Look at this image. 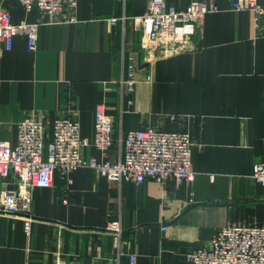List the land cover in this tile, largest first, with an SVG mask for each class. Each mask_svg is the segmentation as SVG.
Instances as JSON below:
<instances>
[{
	"label": "crops",
	"instance_id": "1",
	"mask_svg": "<svg viewBox=\"0 0 264 264\" xmlns=\"http://www.w3.org/2000/svg\"><path fill=\"white\" fill-rule=\"evenodd\" d=\"M191 1L166 0L178 9ZM202 1L221 10L205 15L188 49H156V58L134 19L148 0H78L75 21L40 27L35 51L19 35L0 53V140L15 144L16 124L30 113L49 136L57 116L76 117L92 140L104 101L115 124L112 160L130 130L179 128L193 134L196 172L191 183L138 185L84 167L71 173V186L56 173L52 187L33 190L31 234L22 219L0 212V264H130V253L139 264H187L185 253L206 246L219 227L264 225V186L251 176L253 164L264 163V32L254 11L231 9L235 0ZM0 5L15 23L45 19L14 0ZM130 63L137 82L127 93L118 81L130 77ZM84 154L102 157L94 146ZM13 186L0 180V192ZM115 218L120 236L106 231Z\"/></svg>",
	"mask_w": 264,
	"mask_h": 264
},
{
	"label": "built area",
	"instance_id": "2",
	"mask_svg": "<svg viewBox=\"0 0 264 264\" xmlns=\"http://www.w3.org/2000/svg\"><path fill=\"white\" fill-rule=\"evenodd\" d=\"M14 1L28 12L37 9L45 19L15 23L11 11L0 5V53L12 50L15 37L19 35L26 37L27 49L35 51L42 25L76 20L78 0ZM231 9L254 11V25L264 32V0H235ZM220 10L210 1L193 0L186 8L178 9L168 5L166 0H148L145 13L134 19L142 28L143 47L156 58V49L161 55L188 49L192 35L201 32L205 15ZM116 22L117 19L110 20L111 24ZM135 68V63H130V77L118 81L127 93L134 91L137 82ZM170 119L174 121L176 116L170 115ZM115 143L114 118L107 113L104 101L96 106L92 140L82 135L79 119L71 115L57 116L50 136L44 120L34 113L26 115L16 124L15 144L0 140V180L14 184L1 190L0 212L22 219L25 233L31 234L35 221L30 214L33 190L52 187L56 173L71 186L74 182L71 173L84 167L94 169L111 181H130L138 185L147 180L191 183L196 177L192 163L194 137L188 130L153 125L130 130L120 139L121 151L116 161L108 156ZM89 146L101 151L102 157L84 154ZM251 176L264 186L263 162L253 164ZM122 230L117 218L106 226V231L116 236H120ZM128 258L130 264H139L135 253L128 254ZM185 261L187 264H264V225L221 226L206 246L186 252Z\"/></svg>",
	"mask_w": 264,
	"mask_h": 264
},
{
	"label": "rangeland",
	"instance_id": "3",
	"mask_svg": "<svg viewBox=\"0 0 264 264\" xmlns=\"http://www.w3.org/2000/svg\"><path fill=\"white\" fill-rule=\"evenodd\" d=\"M153 46H154V44H153ZM159 54V53H158Z\"/></svg>",
	"mask_w": 264,
	"mask_h": 264
}]
</instances>
